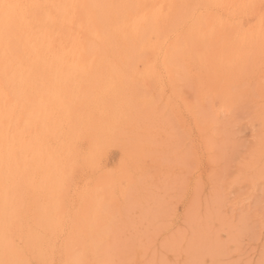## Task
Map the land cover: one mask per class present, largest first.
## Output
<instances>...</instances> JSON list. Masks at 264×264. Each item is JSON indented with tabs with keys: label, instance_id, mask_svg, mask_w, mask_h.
I'll use <instances>...</instances> for the list:
<instances>
[{
	"label": "rangeland",
	"instance_id": "1",
	"mask_svg": "<svg viewBox=\"0 0 264 264\" xmlns=\"http://www.w3.org/2000/svg\"><path fill=\"white\" fill-rule=\"evenodd\" d=\"M115 1L77 0L107 38L90 75L3 86L0 264H264V0H143L158 22ZM122 11L135 47L110 36ZM73 33L56 54L81 64ZM23 42L5 32L10 56Z\"/></svg>",
	"mask_w": 264,
	"mask_h": 264
},
{
	"label": "bare ground",
	"instance_id": "2",
	"mask_svg": "<svg viewBox=\"0 0 264 264\" xmlns=\"http://www.w3.org/2000/svg\"><path fill=\"white\" fill-rule=\"evenodd\" d=\"M105 1L108 2L107 0H105ZM121 1H120V5H122V3L125 2L124 1L121 3ZM168 1L170 2V4H172L174 2L173 1L171 3V0H168ZM24 2H25L26 7L28 8V10L31 12H34V15L32 16L33 18L30 20V22H32V24H35L34 25L35 27L31 33L28 31L27 24H25L27 22L24 21V17H23L22 12L21 11H20L21 13L14 12V5H15L16 1L15 0H0V93L1 94H3V86H5L6 84H8V85L9 84H17L16 86H18L21 91H24V90H26L25 86H28L27 85L28 81L31 80V78L40 77L42 75L44 76V78H45V75L48 76V78L50 77V79H49L50 82L56 83L59 80H62V82H65L72 75H78V74L81 76L90 75V69H92L93 67L98 68V67H100V65H102L105 62L106 58L103 57L102 55H103V49H104L103 45L107 41V38L104 36L94 35V34L89 33L87 31H81L77 27V24L75 23V10H76V6H77V0H24ZM109 2L112 3V2H117V1L114 0L111 2L109 0ZM137 2H138V6H139V5H142L143 0H137ZM117 3H116V5H118ZM166 3H167V1H166ZM248 3H249V1H248ZM154 4H155V2H154ZM170 4H168V6H170ZM173 4H177V3L174 2ZM22 7H24V6H22ZM136 7H132V8L136 9ZM138 8H140V7H138ZM152 8H154V7L152 6V3H150V2H146L144 4V6H141V10L142 9L146 10V13L144 15L148 18H152V20L155 22L157 20L158 16H157V12L153 11ZM80 9H82L81 6H80ZM185 10H186V7H185ZM118 11L121 12L120 8ZM186 11H188V10H186ZM189 13L188 14L185 13V15H189ZM28 15L30 16V14H28ZM115 15H117V14H115ZM115 15H113L114 19H115ZM134 16H136V15H134ZM117 17H119V19H117V20H119V23L118 24L115 23L116 20L113 19L114 24L112 26H110L109 33H110V36L113 38V40H115L116 42H120V44L122 46H126L129 42H132V44L136 43L139 40L142 33L143 34L146 33V32L144 33L143 30L141 29V27H140L141 23L139 24L140 21H137L134 19L132 20L125 11H122V14L120 16H117ZM187 17H189V16H187ZM185 19H186V17H185ZM185 19H184V21H185ZM30 22H29V24H30ZM157 22H158V20H157ZM162 24H164V27H165V23H162ZM184 24H186V22ZM158 25H159V23H158ZM193 25L196 26L195 24H193ZM142 26H143V24H142ZM154 26H157V24ZM186 26H187V24H186ZM186 26L184 25V27H186ZM11 27H14L19 31V33L22 36L23 41H24L22 44V49H21L22 55L15 56V57H12L8 54V51H7L8 47L6 46V43H5V32L8 31V29ZM143 27H145V26H143ZM190 27H192V26H190ZM72 28H74L73 31L71 30ZM177 29H179V28H177ZM30 30H31V28H30ZM144 30H147V28ZM149 30H151V29H149ZM215 30H218V29H215ZM177 31L178 30H176V33H179ZM73 32H75L77 40L72 42V46H71L72 50H70L69 53H73L72 51H75V52H78L80 55H82L84 61L81 64H79V63L77 64L75 61L70 60L71 58L68 57L67 54H64L62 56H59L56 54V52H58L60 47H61L60 42L63 39H66L69 36V34H74ZM188 32H190V31H188ZM192 32L194 33L195 30ZM174 33H175V30H174ZM174 33H173V35H174ZM145 35H147V34H145ZM145 35H144L145 40H144V43L142 44L141 49L142 50L145 49V50H148L151 52L159 49V47L161 46V41L154 36H153L154 39H152L150 37V35L148 37H146ZM188 35H190V34H188ZM193 36H191V37H193ZM186 39H187V37H186ZM186 39H185V41H186ZM182 40L184 42V38ZM189 40H190V37H189ZM167 41H168V38H167ZM170 44L171 43H169V45ZM185 44L186 43L184 42V45ZM88 45H90V47H88ZM133 46H134V44H133ZM165 46H167V45L165 44ZM161 48H163V47H161ZM89 52H91L93 54L88 55ZM160 55H162V54H160ZM134 57H136V56L134 55ZM223 57H226V56H223ZM154 58H155V56H154ZM156 58H157V56H156ZM160 58H161V56H160ZM132 59H134V58L132 57ZM146 62H147V60H146ZM148 66H149V64H148ZM61 68H66L68 70H71L72 72H70L66 75H63L59 71L57 72L56 70L54 72L50 71V69H60L61 70ZM82 70L85 72L80 73ZM74 71H77V72L74 73ZM254 82H255V80H254ZM257 84H258V82H257ZM57 93H58V91H57ZM58 95H59V93H58ZM37 121H39V120H37ZM76 126H77V124H76ZM9 129H10V126H9ZM57 144H59V143H57ZM0 188H2L3 191H5L4 183H2V187L0 186ZM2 232H4V231H2Z\"/></svg>",
	"mask_w": 264,
	"mask_h": 264
}]
</instances>
